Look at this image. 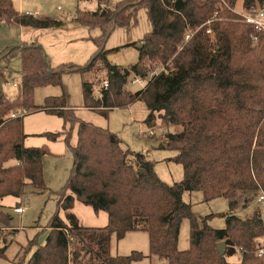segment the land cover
Wrapping results in <instances>:
<instances>
[{
	"label": "trees",
	"instance_id": "obj_1",
	"mask_svg": "<svg viewBox=\"0 0 264 264\" xmlns=\"http://www.w3.org/2000/svg\"><path fill=\"white\" fill-rule=\"evenodd\" d=\"M237 1L121 0L113 4L97 0L96 10H77L72 18L76 24L101 30L97 50L84 65L50 66L39 42L0 54V63H8L17 54L22 60L18 96L0 94V204L7 195L21 192L26 181L43 183V157L50 154L46 145L25 146L26 114L13 117L14 111L43 110L63 118V131L47 135L51 140L65 136L73 157L46 242L26 264H133L147 255L138 250L113 255L111 243L113 236L123 239L136 230L148 233L150 256L164 258L168 264H230L231 255L240 256L239 264H264V257L256 255L264 236L261 211L245 219L222 214L226 226L218 229L207 223L213 215L200 221L193 204L183 198L186 191H202L206 201L227 198L234 211L242 196L249 203L264 190V30L256 31L244 20L245 14L264 8V0H243V14L234 9ZM140 7L148 9L152 30L135 42L138 62L122 73L108 61L105 44L116 28L131 23ZM216 11L219 14L214 17ZM0 22L43 30L66 25L61 19L21 12L12 0H0ZM209 27L213 38L206 32ZM98 63L107 71L109 87L103 86L101 98L95 99L92 83L83 79L85 106L107 117L110 110L141 100L149 109L150 124L161 119L182 126L181 131L169 133L164 143L177 152L171 160L182 165V180L165 182L155 171V162L124 149L117 133L78 117L63 74L84 75ZM157 68L144 88L135 92L126 88L132 72L147 76ZM47 85L61 86L62 93L47 96L37 105L36 89ZM76 124L78 141L72 146ZM10 161L14 163L6 166ZM250 193L251 198L246 196ZM76 197H85L96 212L106 211L108 224L83 226L74 216L66 223L60 211L72 209ZM3 215L0 212V221ZM10 219L6 216L7 223ZM184 219L190 221V247L180 250ZM222 241L226 243L223 255L218 248ZM5 256L6 246H0V257Z\"/></svg>",
	"mask_w": 264,
	"mask_h": 264
},
{
	"label": "rangeland",
	"instance_id": "obj_2",
	"mask_svg": "<svg viewBox=\"0 0 264 264\" xmlns=\"http://www.w3.org/2000/svg\"><path fill=\"white\" fill-rule=\"evenodd\" d=\"M16 9L25 12L42 15L46 18L61 19L66 22L63 28L37 29L27 26L26 30L38 32L36 40L44 47L47 61L52 67L64 63H75L84 65L97 50L96 39L101 35L99 28H92L73 22L77 10L94 11L98 7L97 0H12ZM113 4L121 0H111ZM235 11L245 12L243 0H238ZM223 10V9H222ZM243 14V13H242ZM152 30L149 11L146 7L137 10L136 17L129 25L116 28L106 41L108 50L107 59L110 63L121 69L129 68L138 62L139 51L135 42L141 40ZM33 34V33H32ZM36 42V41H34ZM34 42H25L23 45ZM257 42V41H254ZM157 72L159 69H155ZM155 71V72H156ZM134 73V72H132ZM132 73L131 78L133 77ZM22 77L21 55L17 54L8 63H0V92L3 91L9 97L18 95L17 83ZM107 71L101 63H98L84 75L78 72H65L63 83L70 94V103L76 108L78 117L91 122L96 126L109 128L122 139V147L135 152L143 153L147 159L155 162V171L169 184L180 181L183 178V167L181 164L171 160L177 152L164 147L169 133L182 130V126L165 124L157 119L154 125L148 122L149 109L143 101H136L125 108H114L106 117L97 110L90 109L84 104L83 79L92 83L95 99L101 98V88L105 85ZM129 78V77H128ZM128 81V80H127ZM16 83V84H15ZM145 84L126 83V88L132 92L144 88ZM62 88L59 85H47L38 87L35 93V102L42 105L45 98L50 95L59 96ZM13 114L24 117V143L26 146L37 147L46 145L50 151L43 157L44 181L35 185L26 181L20 194H10L3 198L0 204V212L11 216L7 223L6 216L0 221V246H6V256L0 257V264H26L31 255L44 245L49 235L48 224L59 205V192L62 191L73 165V157L70 152L69 143L65 136L51 140L47 133L61 132L64 129L63 118L47 113L43 110H24L21 108ZM78 141V125H74L70 144L76 145ZM132 162L135 158L130 157ZM14 161L6 162V166ZM263 191L264 190H260ZM19 192V191H18ZM69 193V192H67ZM252 193L246 196H251ZM255 194V193H253ZM258 192L250 197L249 203H245V196L241 197L238 208L230 211L229 200L219 197L206 201L202 191H186L184 201L193 204V210L200 217V221L213 215L207 223L214 228H225L226 217L222 214H236L241 218L253 217L256 210L262 212L264 218V201H258ZM25 207L23 213H18L15 208ZM74 216L80 224L88 227H103L108 224L106 211L96 212L94 208L76 197L74 206L69 210H61L60 217L70 223ZM190 221L184 219L179 236V249L186 250L190 247ZM146 237L140 233H128L124 239L112 238L111 252L113 255H128L134 250L145 254L149 252V243ZM264 240V236L260 238ZM223 242V241H222ZM230 264H239L240 256H228ZM164 258L156 256L153 264H165ZM135 264H149L147 260Z\"/></svg>",
	"mask_w": 264,
	"mask_h": 264
},
{
	"label": "crops",
	"instance_id": "obj_3",
	"mask_svg": "<svg viewBox=\"0 0 264 264\" xmlns=\"http://www.w3.org/2000/svg\"><path fill=\"white\" fill-rule=\"evenodd\" d=\"M31 11L32 10H27L25 12H31ZM239 13H244V12L241 11ZM33 14H35V13H33ZM36 15H39V14H36ZM26 28H27V26H20L17 24H9L7 22H0V54L2 52H4L5 50L13 48V47L22 48L24 46L23 44L25 42H34V41L38 42V40L34 39V38H36L35 36H38V32L37 33H35L34 31L30 32V31L26 30ZM16 85L18 87L19 83ZM1 93H4V92L1 91L0 94ZM4 94L6 96H8L6 93H4ZM18 94H19V87H18ZM27 147H30V146H27ZM128 233H140L141 235H144V237H146V239H147L146 241L149 243L148 233L144 230H136V231H131ZM146 255H147V257L144 260H147L149 262V264H153V261H155L156 256L155 255L150 256V253H148ZM144 260H142V261H144ZM142 261H137V262H134L133 264L138 263V262H142ZM165 264H168V261Z\"/></svg>",
	"mask_w": 264,
	"mask_h": 264
},
{
	"label": "built area",
	"instance_id": "obj_4",
	"mask_svg": "<svg viewBox=\"0 0 264 264\" xmlns=\"http://www.w3.org/2000/svg\"><path fill=\"white\" fill-rule=\"evenodd\" d=\"M219 7L221 9H223L224 8V4H220ZM28 13H30V12H28ZM218 14H219V12L216 11L214 13V17L217 16ZM244 20L247 23L252 24L254 26V28H255L256 31H262V30H264V8H259L256 11H254L253 13L245 14L244 15ZM206 32H207V34H209V36L211 38H213L214 35H215L214 30L212 28H210V27L207 28ZM190 35L191 34L188 33L186 35V39H189ZM253 40L254 41H257V36H253ZM121 72L124 73L125 72V69L124 70L121 69ZM155 73H157V71L154 72V73H150L147 76H141V75L132 73V75H133L132 79H130L131 78V75H130L127 82H128V84L129 83H131V84L139 83V84H142V85L145 84V86H146V84L153 78V76H154ZM104 87L105 88H108L109 87V82L108 81L105 82ZM25 111L26 110H24V112ZM16 115L17 114H13V117L16 116ZM258 194H259L258 195V201L259 202H263L264 201V192L263 191H259ZM15 211L18 212V213H23L25 211V207L18 206V207L15 208ZM256 255L257 256H260V257H264V240H260L259 241V243L257 245V249H256Z\"/></svg>",
	"mask_w": 264,
	"mask_h": 264
},
{
	"label": "water",
	"instance_id": "obj_5",
	"mask_svg": "<svg viewBox=\"0 0 264 264\" xmlns=\"http://www.w3.org/2000/svg\"><path fill=\"white\" fill-rule=\"evenodd\" d=\"M141 45H142V43H139V44H138V47H141ZM15 194H20V192L16 191ZM82 200H83L84 202H86L87 199H86L85 197H83ZM218 248H219V252H220V254L223 255L224 252H225L226 243H225L224 241H223V242H219V243H218Z\"/></svg>",
	"mask_w": 264,
	"mask_h": 264
}]
</instances>
